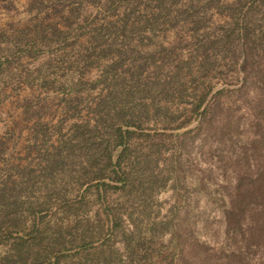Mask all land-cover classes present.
Listing matches in <instances>:
<instances>
[{
    "label": "trees",
    "instance_id": "obj_1",
    "mask_svg": "<svg viewBox=\"0 0 264 264\" xmlns=\"http://www.w3.org/2000/svg\"><path fill=\"white\" fill-rule=\"evenodd\" d=\"M27 1L34 19L0 30V106L15 96L27 125L21 156L13 131L0 134V264H180L178 250L155 247L166 233L187 244L188 264H209L203 240L183 237L188 211L152 214L169 180L180 190L193 170L180 155L195 139L227 189L224 231L249 233L247 248L264 241L263 1H223L213 33L204 24L214 0ZM177 24L190 44L179 58L154 41ZM49 93L60 95L57 119L42 110Z\"/></svg>",
    "mask_w": 264,
    "mask_h": 264
},
{
    "label": "rangeland",
    "instance_id": "obj_2",
    "mask_svg": "<svg viewBox=\"0 0 264 264\" xmlns=\"http://www.w3.org/2000/svg\"><path fill=\"white\" fill-rule=\"evenodd\" d=\"M196 1L200 6H203L206 0ZM223 1L230 0H218V2L217 0H214L208 6H204L206 10V20L204 27L209 32L213 33L216 26L224 23L227 19L225 14L217 13V7H224V4H222L224 3ZM262 1L263 3L260 4L259 12H257L256 17L259 19V25L264 26V0ZM88 11L92 15L95 12L94 9H89ZM40 16L42 17L44 14H40ZM33 19L34 12H28L27 0H0V30L9 28L10 25L14 27L23 26ZM188 34V30L177 24L175 28L163 33H159L154 41L162 42L165 45L175 46V55L178 56V58L184 57L186 54H188V49L190 47V44L188 43ZM154 41L152 43L153 45L155 43ZM152 44L151 47L153 46ZM219 69L223 72V74L228 71L227 66H222ZM227 73L230 74L229 72ZM85 75L87 79L93 80L97 76V68H92L86 71ZM160 75H162V73H160ZM227 80L231 79L226 77V81ZM97 93L98 90H92L89 93L90 95L88 98L91 99L96 97ZM49 94L50 96H47V99L44 101L45 104L42 107V110L48 116L57 119L61 111V106H59L60 95L54 97L51 96V93ZM225 100L226 99L223 98V101ZM231 102L232 106L230 107V110L234 113L235 119L238 120L240 118L239 121L241 120L242 123L246 122V117H243L244 119L239 117L246 116L244 115L246 112L245 106H242L241 101L238 100V97L236 98V95L232 96ZM246 108H250V104L249 107ZM196 124L197 120L192 121L188 128H191ZM4 126L7 129H11L14 133L12 140L16 141L17 149L14 155L21 156L23 153L22 146L24 145L27 133L25 126L27 125L24 123V121H22V118L19 114V106L15 96H12L10 100L4 102L0 106V134L3 131ZM148 127L151 128L152 126ZM154 128H157V126ZM160 130L166 134L173 133L171 130H166V128H160ZM20 131L22 132L21 135H19ZM197 140L198 139L194 140V148L191 146L189 147L190 153H184L180 155V160L187 166L189 165L192 167L193 170L190 172L187 170V179L185 178L184 182L182 180L180 184V190L172 187V181L174 178L169 180L166 188L156 194L155 200L158 205L154 206V209L152 208V214H154L155 211H158L159 217L165 218L168 214H170V210L172 208H176L178 210L177 217L180 219L188 211V215L186 217L189 218V220L185 222V225L187 226L182 231L183 237H187V234L191 229L194 233L192 235H195L196 238L198 237V239L200 238L203 240L207 246V249L210 250L211 258L208 259L209 264H250L251 262L254 264H260L261 262H264V241H259L258 246H249L247 248L246 242L248 238L247 235L249 233H245L246 240L243 241V239L241 240L240 237H235L232 233H226L224 231V222L220 210L222 208L219 207V204L221 203V199L223 201L227 200V193L225 194L227 189L224 187L225 185L221 187V184H223L224 180H220L221 172L218 169V163L214 160L208 159L206 152L201 150V152H199L197 150L198 148L195 147L197 145ZM164 157H168V153L165 154ZM231 162L232 161L229 163ZM231 165L233 166L234 164L231 163ZM169 175H172V177L175 176L174 173L171 174L170 172ZM202 184L204 186H202ZM214 189H217L219 193L216 194ZM221 195H224V197L221 198ZM120 199H122V197H120ZM169 239L170 233H166L155 244V247L161 250V257H165L166 255L171 256L174 249H176L178 251H175L174 254L179 256L180 264H188L185 258H180L179 253V249L181 248V251L184 255L186 252H188L189 248L187 244H184L181 248L178 246L176 247L172 244L170 245ZM116 245L122 249V246L119 242H117ZM221 252L224 253V255H227V257L217 256V258L216 255Z\"/></svg>",
    "mask_w": 264,
    "mask_h": 264
}]
</instances>
